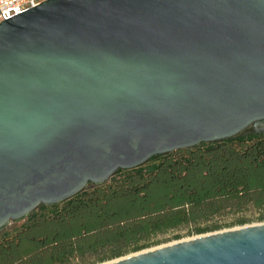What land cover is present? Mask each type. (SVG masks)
<instances>
[{
	"label": "water",
	"instance_id": "water-1",
	"mask_svg": "<svg viewBox=\"0 0 264 264\" xmlns=\"http://www.w3.org/2000/svg\"><path fill=\"white\" fill-rule=\"evenodd\" d=\"M263 123L264 0H44L0 21V232ZM101 264H264V222Z\"/></svg>",
	"mask_w": 264,
	"mask_h": 264
},
{
	"label": "trees",
	"instance_id": "trees-1",
	"mask_svg": "<svg viewBox=\"0 0 264 264\" xmlns=\"http://www.w3.org/2000/svg\"><path fill=\"white\" fill-rule=\"evenodd\" d=\"M249 207L264 208V132L156 154L69 199L40 204L0 233V264H94L148 247L170 229L189 225L188 234H198L244 224L249 219H212Z\"/></svg>",
	"mask_w": 264,
	"mask_h": 264
},
{
	"label": "rangeland",
	"instance_id": "rangeland-1",
	"mask_svg": "<svg viewBox=\"0 0 264 264\" xmlns=\"http://www.w3.org/2000/svg\"><path fill=\"white\" fill-rule=\"evenodd\" d=\"M262 214H264V208H261V209H258V208H247V209H245V210H243V211H241L239 213H228V214H223L221 216H217L214 219H212V221L217 222V223H228V222H232L234 219H236L238 217H245V218L249 219L244 224H233V225L226 226V227H223V228L219 229V230H224V229L240 227V226H243V225L263 223L264 219H260L259 218ZM21 221H18L16 223L10 224V225L7 226V228L11 229L14 226L17 227ZM190 227L191 226H189V225L188 226H182L181 228H178V229H170V230H167V231H165L163 233L154 234V237L152 238V241H154V242L150 246L145 247V248H143L141 250L153 248V247L160 246V245H165V244L172 243V242H175V241H178V240L189 239V238L198 236L200 234H205V233H208V232H212V231H208V232H203V233H198V234H188V230L190 229ZM214 231H216V230H214ZM176 233H180L181 236L179 238H173V236ZM138 251H140V250H138ZM138 251H131V252H128V253H126L125 255H122V256H126V255L132 254L134 252H138ZM122 256H120V257H122ZM116 258H118V257H116ZM113 259H115V258H113ZM109 260H112V259H109ZM109 260H105V261H102V262H96L94 264H101V263L109 261Z\"/></svg>",
	"mask_w": 264,
	"mask_h": 264
},
{
	"label": "built area",
	"instance_id": "built-area-1",
	"mask_svg": "<svg viewBox=\"0 0 264 264\" xmlns=\"http://www.w3.org/2000/svg\"><path fill=\"white\" fill-rule=\"evenodd\" d=\"M44 0H0V21L34 7Z\"/></svg>",
	"mask_w": 264,
	"mask_h": 264
},
{
	"label": "flooded vegetation",
	"instance_id": "flooded-vegetation-1",
	"mask_svg": "<svg viewBox=\"0 0 264 264\" xmlns=\"http://www.w3.org/2000/svg\"><path fill=\"white\" fill-rule=\"evenodd\" d=\"M257 127H264V123H263V124H260V125H257ZM263 132H264V131H261V132H254V133H263ZM238 134H242V133H238ZM238 134H236V135H238ZM248 134H251V133H248ZM248 134H242V135H248ZM233 136H234V135H233ZM223 139H225V138H223ZM219 140H221V139H219ZM214 141H217V140H213V141H202V142H214ZM199 143H201V142H199ZM199 143H197V144H199ZM197 144H195V145H197ZM195 145H193V146H195ZM189 147H192V146H189ZM186 148H188V147H186ZM172 151H173V150H172ZM169 152H170V151H169ZM169 152H167V153H169ZM167 153H162V154H167ZM155 155H156V154H155ZM152 156H153V155H152ZM152 156H151V157H152ZM151 157H150V158H151ZM150 158H149V159H150ZM149 159H148V160H149ZM148 160H147V161H148ZM145 162H146V161H145ZM145 162H144V163H145ZM142 164H143V163H142ZM140 165H141V164H140ZM138 166H139V165H138ZM88 184H89V183H88ZM88 184H87V185H88ZM85 187H86V186H85ZM249 208H253V207H249ZM20 221H21V220H20ZM16 222H18V221H10V222L4 227V229L1 230V232H3V231H5L6 229H8V228H7L8 225L13 224V223H16ZM1 232H0V233H1Z\"/></svg>",
	"mask_w": 264,
	"mask_h": 264
}]
</instances>
